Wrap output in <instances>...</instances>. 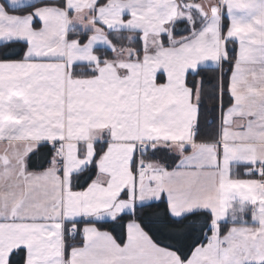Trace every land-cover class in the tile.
Instances as JSON below:
<instances>
[{
  "label": "snow or ice",
  "instance_id": "snow-or-ice-1",
  "mask_svg": "<svg viewBox=\"0 0 264 264\" xmlns=\"http://www.w3.org/2000/svg\"><path fill=\"white\" fill-rule=\"evenodd\" d=\"M0 264H264V0H0Z\"/></svg>",
  "mask_w": 264,
  "mask_h": 264
},
{
  "label": "trees",
  "instance_id": "trees-1",
  "mask_svg": "<svg viewBox=\"0 0 264 264\" xmlns=\"http://www.w3.org/2000/svg\"><path fill=\"white\" fill-rule=\"evenodd\" d=\"M164 208V205L161 204L159 205V208H157L156 206H153V208L151 209H146V211H148L149 213H154V212H157V211H162ZM105 227H108L107 225H105Z\"/></svg>",
  "mask_w": 264,
  "mask_h": 264
}]
</instances>
